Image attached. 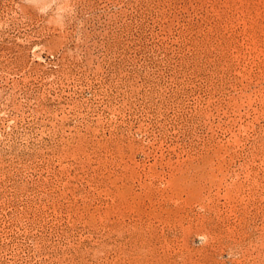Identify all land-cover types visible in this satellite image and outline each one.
Wrapping results in <instances>:
<instances>
[{
	"label": "rangeland",
	"instance_id": "rangeland-1",
	"mask_svg": "<svg viewBox=\"0 0 264 264\" xmlns=\"http://www.w3.org/2000/svg\"><path fill=\"white\" fill-rule=\"evenodd\" d=\"M0 264H264V0H0Z\"/></svg>",
	"mask_w": 264,
	"mask_h": 264
}]
</instances>
